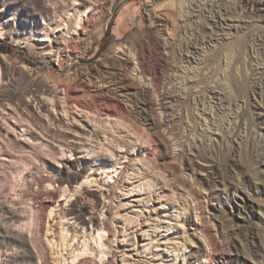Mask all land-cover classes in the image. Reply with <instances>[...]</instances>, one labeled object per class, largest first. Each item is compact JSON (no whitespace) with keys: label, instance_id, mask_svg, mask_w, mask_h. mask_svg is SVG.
<instances>
[{"label":"rangeland","instance_id":"rangeland-1","mask_svg":"<svg viewBox=\"0 0 264 264\" xmlns=\"http://www.w3.org/2000/svg\"><path fill=\"white\" fill-rule=\"evenodd\" d=\"M214 1L0 0V264H264V4Z\"/></svg>","mask_w":264,"mask_h":264},{"label":"bare ground","instance_id":"bare-ground-1","mask_svg":"<svg viewBox=\"0 0 264 264\" xmlns=\"http://www.w3.org/2000/svg\"><path fill=\"white\" fill-rule=\"evenodd\" d=\"M40 3V2H39ZM261 3H263L264 4V0L261 2ZM59 8V7H58ZM58 11V10H57ZM224 10L222 9V7H221V4H220V0H216V1H214L213 3H211L210 4V12H211V17H210V21H213V22H215V18H217V17H220L219 19L220 20H222V21H224L225 23H226V21H231V22H235V19H232V18H227L226 16V14H225V12H224V14H225V17L226 18H223V12ZM215 24H216V22H215ZM226 27L225 26H216V25H214L213 27L214 28H211L210 29V32H208V33H205L204 35H203V37H204V39H206L207 38V43L209 44V45H213V44H216L217 42H220V41H222V40H224V39H227L226 38V36L228 35V32H226V31H228V30H231L232 28H236L237 26L235 25V24H233V23H231V25L230 24H228V23H226ZM228 29V30H227ZM205 45V43L204 42H201V41H198V40H195V41H193V43H192V49L195 51V52H197V53H199L200 51H203L202 50V48H203V46ZM192 53V50H190L189 48L187 49V56L188 55H190ZM201 55V54H200ZM191 56V55H190ZM141 58V57H140ZM195 61H196V59H195ZM197 61L199 62V61H201V59L200 58H198L197 59ZM141 69H142V72L144 73V74H146V75H149V76H151V78H152V82H154V84L156 85V87L158 86V78H157V71L155 70V68H152L151 70H146L145 69V64H144V62L142 61L141 63ZM191 78H192V76H191ZM189 79V78H185L184 80H182V79H177L176 80V83L174 84V89H173V91H172V93H170V95H169V98H177L179 95L178 94H180L181 93V91L183 90V88L184 87H182V86H185L188 82H190L192 79ZM181 86V87H180ZM154 87V86H153ZM159 89V88H158ZM175 90V91H174ZM216 91V90H215ZM215 91H213V92H215ZM215 93H217V92H215ZM218 95L217 96H214L217 100H220L219 99V95H220V93H217ZM171 108V107H170ZM169 108V109H170ZM167 109H168V107H167ZM174 114H169L168 113V115H167V117H174L173 116ZM257 165H258V167H261V168H264V156H259L258 157V161H257Z\"/></svg>","mask_w":264,"mask_h":264}]
</instances>
